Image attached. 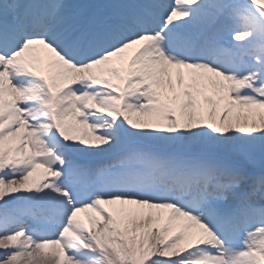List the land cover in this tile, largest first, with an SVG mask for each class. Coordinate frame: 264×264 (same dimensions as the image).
Returning a JSON list of instances; mask_svg holds the SVG:
<instances>
[{
	"label": "snow or ice",
	"instance_id": "snow-or-ice-1",
	"mask_svg": "<svg viewBox=\"0 0 264 264\" xmlns=\"http://www.w3.org/2000/svg\"><path fill=\"white\" fill-rule=\"evenodd\" d=\"M0 264H264V0H0Z\"/></svg>",
	"mask_w": 264,
	"mask_h": 264
},
{
	"label": "bare ground",
	"instance_id": "bare-ground-1",
	"mask_svg": "<svg viewBox=\"0 0 264 264\" xmlns=\"http://www.w3.org/2000/svg\"><path fill=\"white\" fill-rule=\"evenodd\" d=\"M184 71L186 72L187 70H184ZM73 134L76 135V133H73ZM79 215H80V217H81L82 219L85 220V223L87 224V218H86L85 214H84V213H80ZM82 215H83V216H82Z\"/></svg>",
	"mask_w": 264,
	"mask_h": 264
},
{
	"label": "rangeland",
	"instance_id": "rangeland-1",
	"mask_svg": "<svg viewBox=\"0 0 264 264\" xmlns=\"http://www.w3.org/2000/svg\"><path fill=\"white\" fill-rule=\"evenodd\" d=\"M140 119H143V118H140Z\"/></svg>",
	"mask_w": 264,
	"mask_h": 264
}]
</instances>
